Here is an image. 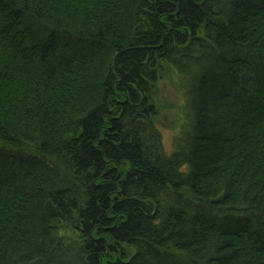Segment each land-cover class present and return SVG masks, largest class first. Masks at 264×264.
Masks as SVG:
<instances>
[{
    "label": "trees",
    "instance_id": "obj_1",
    "mask_svg": "<svg viewBox=\"0 0 264 264\" xmlns=\"http://www.w3.org/2000/svg\"><path fill=\"white\" fill-rule=\"evenodd\" d=\"M0 264H264V0H0Z\"/></svg>",
    "mask_w": 264,
    "mask_h": 264
},
{
    "label": "rangeland",
    "instance_id": "obj_2",
    "mask_svg": "<svg viewBox=\"0 0 264 264\" xmlns=\"http://www.w3.org/2000/svg\"><path fill=\"white\" fill-rule=\"evenodd\" d=\"M160 69L155 87V100L160 113L159 117H156V123L163 134L164 150L166 153H171L176 148L183 124V110L186 103L185 81L168 62H163Z\"/></svg>",
    "mask_w": 264,
    "mask_h": 264
}]
</instances>
